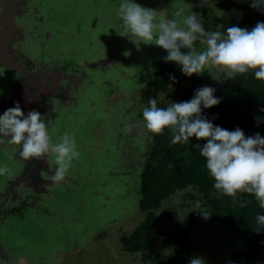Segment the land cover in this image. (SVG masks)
<instances>
[{
	"label": "rangeland",
	"instance_id": "374dc122",
	"mask_svg": "<svg viewBox=\"0 0 264 264\" xmlns=\"http://www.w3.org/2000/svg\"><path fill=\"white\" fill-rule=\"evenodd\" d=\"M50 1L41 0L43 5L35 11L23 9L21 21L25 34L33 30L35 33L42 26L54 33L58 30L57 47L52 51L51 41L47 40L38 43L26 39L23 43L30 48L31 58L43 61L45 67L55 59L80 71L79 76L84 78L75 102L66 106L77 114H55V106L54 114L46 115L42 105L39 110L47 119L52 141L70 133L80 155L69 169L72 179L51 184L50 191L40 198L45 211L38 205L33 210L38 212L34 221L29 219L31 213L24 211L26 222L13 224L32 238L15 244L4 242V246L9 247L14 264H147L148 253L125 252L119 237L130 233L144 216L138 209V174L152 135L143 127L142 109L148 102L142 99L141 89L153 78L167 53L154 43H134L138 38L118 33L122 29L117 9L122 0H57L59 5L53 7ZM135 2L158 10V19H171L183 8L185 14L196 15L205 31H216L213 25L224 18H237L245 26L264 22V9L250 7L251 0H207L204 7L198 6L200 0ZM60 26L63 30L57 29ZM202 40L194 43L197 51L205 49ZM95 59L106 62L102 67L88 65ZM224 71L222 67L208 66L196 75L215 88L226 81L222 79ZM9 75L0 68V103L1 98H9L15 84V76ZM172 92L171 86L168 95ZM164 96L160 94L159 99ZM129 125L133 127L129 129ZM122 132L123 142L118 145L115 134L121 138ZM50 161L54 158L50 157ZM42 187L46 188L45 183ZM177 193L157 212L166 235L173 234L183 215L195 207L189 198L183 200L186 189ZM186 201L189 206L184 204ZM14 222L18 223L17 219ZM188 243L195 248L194 257H202L206 264H238L231 254L244 248L229 231L211 226L196 228Z\"/></svg>",
	"mask_w": 264,
	"mask_h": 264
},
{
	"label": "clouds",
	"instance_id": "9594fccd",
	"mask_svg": "<svg viewBox=\"0 0 264 264\" xmlns=\"http://www.w3.org/2000/svg\"><path fill=\"white\" fill-rule=\"evenodd\" d=\"M206 5L207 0H200L198 6ZM249 6L260 11L264 9V0H251ZM117 16L121 22L120 35L138 38L134 43H154L161 47L167 53L163 60L175 62L187 77L203 73L208 66H218L225 69L224 80L255 70V78L264 81V22H257L250 30L233 25L224 32L205 31L196 15L185 14L183 8L171 19L165 16L158 19V10L135 0H122ZM200 38L205 49L197 51L194 43ZM215 91L211 86H201L194 90L190 100L172 102L166 108L158 107L157 101L150 99L142 109L143 127L154 135L170 129L172 144H187L192 137L205 140L206 143H196L195 147L206 160L205 167L214 179L213 188L234 200L238 192L252 194L264 209V137L259 133L246 137L239 127L229 131L202 115L203 109L220 103ZM5 138L19 146L18 156L25 160L52 154L56 167L49 179L53 183L65 180L74 158L80 155L72 134L66 132L53 142L41 112L33 108L25 114L19 103L0 114V144ZM5 174H10L8 166L0 165V176ZM193 209L199 210L205 219L210 216L199 201ZM256 221L260 228L264 227V215H257ZM188 264H206V261L191 257Z\"/></svg>",
	"mask_w": 264,
	"mask_h": 264
},
{
	"label": "trees",
	"instance_id": "16d2710c",
	"mask_svg": "<svg viewBox=\"0 0 264 264\" xmlns=\"http://www.w3.org/2000/svg\"><path fill=\"white\" fill-rule=\"evenodd\" d=\"M233 25L249 30L254 27L243 25L237 18H224L216 21L213 29L224 32ZM254 72L236 74L215 87L214 95L220 98V103L203 109L202 115L229 131L239 127L246 137L256 133L264 137V81L257 80ZM204 85L208 83L196 74L187 77L175 62L163 61L141 94L145 101L155 99L158 107L166 108L172 102L190 100L194 90ZM171 86L173 92L168 95ZM160 94L165 96L159 99ZM151 135L150 147L138 174L137 202L144 216L130 233L119 237L122 249L128 253H148L147 264H188L195 251L188 243L190 233L198 227L211 226L224 228L243 243V250L231 254L238 264H264V227L260 228L256 221L257 215H264V209L254 195L238 192L234 200L213 188L214 179L205 167L206 160L195 147L196 143H206L205 140L192 137L187 144H172L168 128L162 134ZM184 189L187 193L182 195L183 200L189 198L195 204L199 201L210 216L205 219L199 210L192 209L183 215L174 233L166 235L157 212L164 202Z\"/></svg>",
	"mask_w": 264,
	"mask_h": 264
},
{
	"label": "flooded vegetation",
	"instance_id": "af4514ba",
	"mask_svg": "<svg viewBox=\"0 0 264 264\" xmlns=\"http://www.w3.org/2000/svg\"><path fill=\"white\" fill-rule=\"evenodd\" d=\"M13 1L18 5V11L17 13H15L12 19L15 25V30L13 32V36L10 41V51L14 55L16 61L22 64L26 71H32L34 69L51 71L52 69L57 68L58 72L69 73L71 75L76 76V78L78 79L77 82L70 81L69 79L61 80V84H62L61 89H59L56 93H54L51 98L45 99L44 102H41L37 110H40L42 105V109L44 110L46 115L54 114V112L52 111V107L55 106L56 107L55 114L61 111L77 114L78 112L76 110H68L66 106L69 102H75L76 95H78L79 91L83 88V84L85 80L82 76L81 77L79 76L80 71L74 70L72 67L68 65L63 66L58 60L55 59H52L51 66L47 68L44 66L45 63H43V61L39 62L38 60H34L31 58L32 54L30 52V48H28L23 43L26 39H30V41L32 40L37 41L38 43H43L46 42L47 40V41H51L52 51H54V49L57 47L55 45V42L58 40L56 38H59L60 35L58 30L57 31L54 30L56 31V33H54L53 31H48V29H45L42 26V29L36 28L37 32L35 33L34 30L33 31L31 30L32 32L25 34L22 26L23 22L21 20L23 17L22 15L24 14L23 9H29L35 11V9L38 6L43 5V2L39 0L37 1L39 3L38 4L37 2H34L32 0H13ZM50 4L49 6L53 7L54 5H59V2L57 0H51ZM1 10H2V5L0 4V13ZM62 10L63 8L57 12L61 13ZM57 29L63 30L61 26ZM29 53L31 54V56H29ZM56 61H58V63H56ZM0 68L7 70L10 74L9 77L12 75H13L12 77L15 76L14 77L15 84L12 86V91L9 94V98L7 100L1 98V103H5L6 105H9L12 96L16 90V87L20 81V75L18 72L8 69L6 66H4L1 63H0ZM79 69H81L80 66L78 70ZM0 95L3 94L0 93ZM42 115L44 116V114ZM48 123H50V121H48ZM121 134H122L121 138L119 136L116 137L115 134V138H117L116 141H120L118 145H120L123 142L124 134L123 132ZM4 152H6L7 154ZM18 152H19V146L9 143L7 138H5L4 143L0 144V165L6 164L10 172V174L2 175L0 178V264H4V262L6 264H14L11 251L8 250L9 247L4 246V242L7 244H12V243L15 244L19 240L29 241L30 238H32L31 234L24 233V231H22L21 229L14 227L13 224L20 225L23 220L26 222V219L23 215L24 211L26 213L30 212L31 214L29 215V219L31 222L34 221L38 216V212L33 211L34 208L37 207L38 205L42 206V209L44 208L43 206L44 204L42 205L40 198H42V196L45 195V193L49 192L50 191L49 186L51 184H54L49 179V177L51 175V172L55 169L56 165L54 161H50V157L53 159V155L49 154L45 159L44 162L45 166L43 167V169H40V176L44 181H46L45 182L46 188L44 187L37 188L32 185H25L24 183L18 184L16 186L15 185L11 186V181L14 180L16 176H18L25 167V162L18 156ZM45 174L47 175L45 176ZM70 176L71 173L68 171L65 180L60 183L64 184V182L66 183L67 181H70L72 179ZM42 184L43 183H41V185ZM33 214L35 215L33 216ZM14 219H17L18 223L14 222Z\"/></svg>",
	"mask_w": 264,
	"mask_h": 264
},
{
	"label": "water",
	"instance_id": "95a60500",
	"mask_svg": "<svg viewBox=\"0 0 264 264\" xmlns=\"http://www.w3.org/2000/svg\"><path fill=\"white\" fill-rule=\"evenodd\" d=\"M2 10L0 13V63L8 69L16 71L20 75V81L12 96L9 105L0 103V114L9 108L13 107L15 103H19L25 114L33 108H38L41 102L49 99L61 89V80L69 79L77 82L76 76L69 73L58 72L57 68L51 71L41 69H34L26 71L24 66L16 61L14 55L10 51V41L15 30L13 17L18 11V5L13 0H0ZM106 62L105 59L96 60L88 65L100 66ZM48 156V155H47ZM46 156V157H47ZM42 159L24 160L25 167L23 171L11 181V186L24 183L25 185H32L37 188L42 187L41 183H45L40 176V169H43L44 161Z\"/></svg>",
	"mask_w": 264,
	"mask_h": 264
}]
</instances>
